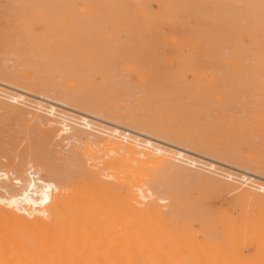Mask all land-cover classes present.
<instances>
[{
    "label": "rangeland",
    "instance_id": "obj_1",
    "mask_svg": "<svg viewBox=\"0 0 264 264\" xmlns=\"http://www.w3.org/2000/svg\"><path fill=\"white\" fill-rule=\"evenodd\" d=\"M109 139L174 158L118 157ZM2 173L5 200L30 176L66 195L124 180L155 202L174 252L236 235L248 255L227 227L258 214L244 189L264 196V0H0Z\"/></svg>",
    "mask_w": 264,
    "mask_h": 264
},
{
    "label": "bare ground",
    "instance_id": "obj_2",
    "mask_svg": "<svg viewBox=\"0 0 264 264\" xmlns=\"http://www.w3.org/2000/svg\"><path fill=\"white\" fill-rule=\"evenodd\" d=\"M85 116L88 118L87 115ZM81 122L84 125V121ZM64 127L67 131V127ZM83 127L87 128L86 125ZM123 136L124 141L125 135ZM153 143H157L156 140ZM108 145L111 147V152L118 157H122V153L126 151L146 158L145 162H169L174 158L164 155L161 158L157 157L155 153H161L157 148L142 153L138 150L139 145L134 142L122 145L118 140L109 139ZM146 145L144 146L148 147L149 142ZM164 146L167 147V144ZM178 156L180 157L181 154ZM36 175H38L37 171L34 176ZM34 176H27L29 177L27 184L19 194L10 196L6 200L0 198V264H170L169 259L173 258V264L178 261L179 264L184 262L194 264L192 259L196 261L195 264L197 261L200 264H264V196L258 195L251 189H244L243 195L249 202L260 207L257 210L258 214L241 211L240 219L235 216L229 217L230 220L227 221V233L247 234L249 246H252L251 253L245 255L241 253L242 251H238L237 246L233 244V237L236 235L227 236L222 244L215 239L208 240L209 238L201 239V243H198V240L191 243V236L188 235L189 246L183 244L185 239L180 238L182 241L178 242L179 246H185L186 251L184 247L175 246L179 249L175 250L177 255H174V249L171 247V242L169 243L170 235L162 230L159 234V227L163 230L167 227L164 222L159 224L161 220L154 207L155 202L149 204L143 202L147 198L146 191V194L141 192L140 195L128 197L122 188L124 180L105 182L98 177L102 185L88 183L78 186L75 191H69L66 195L65 191L58 190L55 184L36 179ZM1 177L7 179L4 173L0 174ZM257 189L260 190L259 187ZM52 190L57 192L53 195ZM135 190L137 191L136 188ZM18 204L29 206L32 219L19 211ZM165 238L169 239L168 245ZM189 248H192L189 250L192 254L187 252ZM180 250L186 252L184 255H192L190 258L192 262L189 259L187 262L183 256L181 258ZM179 256L183 262L180 259L176 261L175 258Z\"/></svg>",
    "mask_w": 264,
    "mask_h": 264
}]
</instances>
